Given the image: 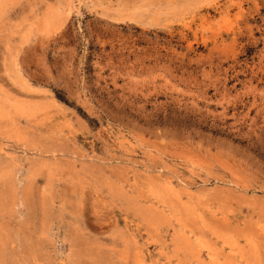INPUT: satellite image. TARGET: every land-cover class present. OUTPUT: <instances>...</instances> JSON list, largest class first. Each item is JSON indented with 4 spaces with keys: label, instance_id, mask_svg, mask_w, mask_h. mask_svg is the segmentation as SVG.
I'll return each instance as SVG.
<instances>
[{
    "label": "rangeland",
    "instance_id": "obj_1",
    "mask_svg": "<svg viewBox=\"0 0 264 264\" xmlns=\"http://www.w3.org/2000/svg\"><path fill=\"white\" fill-rule=\"evenodd\" d=\"M0 264H264V0H0Z\"/></svg>",
    "mask_w": 264,
    "mask_h": 264
}]
</instances>
